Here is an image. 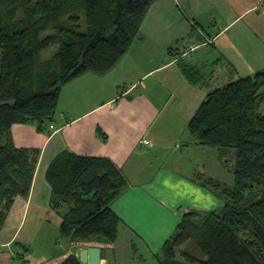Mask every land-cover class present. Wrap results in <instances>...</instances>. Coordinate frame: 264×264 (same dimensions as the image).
Segmentation results:
<instances>
[{
	"label": "trees",
	"instance_id": "obj_1",
	"mask_svg": "<svg viewBox=\"0 0 264 264\" xmlns=\"http://www.w3.org/2000/svg\"><path fill=\"white\" fill-rule=\"evenodd\" d=\"M156 0H0V230L18 198L30 196L41 148L17 147L12 127L46 131L63 87L85 72L104 75L125 56ZM55 30L43 36V32ZM44 58V51L56 48ZM183 72L193 84L202 73ZM200 145L221 160L235 151L229 185L198 173L224 204L184 214L176 235L156 255L159 264H264V69L211 90L188 123ZM46 178L60 234L74 244L113 245L122 217L112 204L128 187L107 157L64 150ZM50 264H83L74 252Z\"/></svg>",
	"mask_w": 264,
	"mask_h": 264
},
{
	"label": "crops",
	"instance_id": "obj_2",
	"mask_svg": "<svg viewBox=\"0 0 264 264\" xmlns=\"http://www.w3.org/2000/svg\"><path fill=\"white\" fill-rule=\"evenodd\" d=\"M184 66L199 69L202 84L190 82ZM263 69L264 0H156L138 37L112 70L104 75L85 72L63 87L55 128L13 125L16 146L41 148V157L29 198H18L8 225L0 230V264L26 260L18 249L34 239L44 221L60 227L62 216L50 206L52 187L46 173L64 150L107 157L125 175L128 187L112 204L122 217L119 238L113 245H76L67 238L66 247L55 255L28 261L50 264L74 252L80 258V251L92 246L102 248V264H133L142 248L157 255L176 235L185 213H207L222 201L200 183L198 173L214 176L194 168V156L184 164L186 170L176 163L152 167L149 157L177 138L185 142L187 153L192 146L205 148L184 129L207 94ZM163 89L167 99L161 96ZM170 102L173 115L184 120L181 133L157 129ZM192 163L194 172L189 171Z\"/></svg>",
	"mask_w": 264,
	"mask_h": 264
},
{
	"label": "rangeland",
	"instance_id": "obj_3",
	"mask_svg": "<svg viewBox=\"0 0 264 264\" xmlns=\"http://www.w3.org/2000/svg\"><path fill=\"white\" fill-rule=\"evenodd\" d=\"M54 32L55 30H47L43 32V36ZM56 49L57 47L54 49H48L44 51V58L51 56ZM0 57H1V50H0ZM161 96L164 99H167V97L169 96L167 90L163 89ZM173 114H175V105L173 104V102H170L168 107H166L165 115H162V117L158 121L159 127L157 129L161 131L162 128L160 127H164L163 129H166L168 127L170 128V130H172L173 134H177L178 132L181 133L184 127V120L178 117L177 115H173ZM188 123L185 125L184 130L187 135L191 136ZM175 141L178 142H174L172 145L171 142L168 148L166 149L159 148L158 156L157 153H154L152 156L149 157V160L150 159L152 160L149 162L153 165L152 167H157L164 163L165 164L176 163L178 165L176 166L177 168L179 167L183 170H186L184 164L186 163L189 164L188 160L189 159L191 160V158L194 159L195 157V160L197 159L198 162L197 164H195L196 166L194 168L197 167L198 169H204L206 172L216 177L218 180L223 181L229 185H232L234 183L235 177H234L233 169L236 164L235 151H232L230 154H228V156L226 157L227 162L224 163V161L220 159L218 151L215 147L198 148L196 146H192L190 149L191 153H187V150L185 151L183 150L185 148L184 147L185 142L181 143L183 141H181L178 138ZM192 165L194 164L192 163L189 167L193 168ZM194 168L191 170L189 169V171L194 172ZM219 198L221 199V197ZM188 200H189L188 198L183 199V202H186ZM221 201H222L220 202L221 205H219V207L216 208V210L220 209L223 206L224 204L223 199H221ZM180 210H181V215H183V212L186 210V206L180 208ZM10 216L8 222L10 221ZM67 241H68L67 237H63L60 234L59 225L57 224L55 225L54 223L51 222L46 223V221H44L43 226H41V228L38 229V231L36 232L34 239L29 241L27 245L23 244V247L18 249V253L22 254L23 257L26 255L27 259L22 260L23 258H18L17 264H33L28 261V259L30 258L36 259L40 257L47 259L49 255H55V253L64 249L66 247L65 244ZM143 257H145V260H142ZM138 258L139 259L134 261L133 264H159L157 260V256L155 254H151V251L148 248L147 249L142 248L138 253ZM38 261L41 260L39 259Z\"/></svg>",
	"mask_w": 264,
	"mask_h": 264
},
{
	"label": "water",
	"instance_id": "obj_4",
	"mask_svg": "<svg viewBox=\"0 0 264 264\" xmlns=\"http://www.w3.org/2000/svg\"><path fill=\"white\" fill-rule=\"evenodd\" d=\"M80 260L87 264H102V248L92 246L80 251Z\"/></svg>",
	"mask_w": 264,
	"mask_h": 264
},
{
	"label": "built area",
	"instance_id": "obj_5",
	"mask_svg": "<svg viewBox=\"0 0 264 264\" xmlns=\"http://www.w3.org/2000/svg\"><path fill=\"white\" fill-rule=\"evenodd\" d=\"M50 127H51V128H55V125L52 124V125H50ZM145 143H146L147 145H150V144H151L150 140H146Z\"/></svg>",
	"mask_w": 264,
	"mask_h": 264
}]
</instances>
